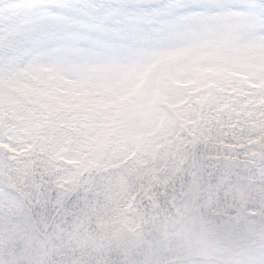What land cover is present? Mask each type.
<instances>
[{
	"label": "snow or ice",
	"instance_id": "obj_1",
	"mask_svg": "<svg viewBox=\"0 0 264 264\" xmlns=\"http://www.w3.org/2000/svg\"><path fill=\"white\" fill-rule=\"evenodd\" d=\"M0 25L16 36L0 53V83L43 78L36 85L44 89L40 112L81 110L90 94L124 82L133 85L131 93L143 87L142 67L161 59L170 71L163 89L153 77L144 106H156L160 119L184 116L181 110L190 106L188 119L231 143L251 109L244 102L264 98V54L248 46L250 38L264 45V0H12L0 8ZM161 46L163 58L142 55ZM59 77L71 82L61 97L49 90ZM228 88L233 96L246 94L233 102ZM169 90L171 108L161 103ZM256 111L264 112V103ZM257 127L259 141L256 134L250 141L264 143V121Z\"/></svg>",
	"mask_w": 264,
	"mask_h": 264
},
{
	"label": "trees",
	"instance_id": "obj_2",
	"mask_svg": "<svg viewBox=\"0 0 264 264\" xmlns=\"http://www.w3.org/2000/svg\"><path fill=\"white\" fill-rule=\"evenodd\" d=\"M59 80L49 88L57 97L63 96L66 89L58 83ZM38 83L42 85L43 78L40 81L33 78L32 82L10 78L0 83V112H8L5 118L11 117L10 109L22 111L25 107H32V115L38 114L36 111L41 106L39 98L44 91L43 87L36 86ZM92 103L95 101L88 98L87 105ZM57 110L60 109L47 111L55 113ZM82 110L84 108L79 111ZM93 110L98 113L96 109ZM88 116L84 118L89 119ZM258 122L262 120L245 121L242 126L236 127L237 134L231 143H225L223 138L214 139L215 130L206 124L188 122L190 138L182 169L172 171L173 181L166 185H163L162 178H153L148 172L141 171L144 181L134 177V169L142 165L137 155L124 153L120 146H97L91 149L84 170L80 171L77 183L67 195L61 194L57 187V180L64 173V168L57 167L50 160L47 146L39 147L41 141L38 140L31 145L24 159L12 166L0 164V182L8 195L17 200L20 213V217L18 213L14 216V223L10 220L4 224L3 220L10 216L0 210V264H20L21 257L16 254L20 253L21 248L16 241L8 239L10 234L5 230L18 224L21 226L18 228L19 234L24 239L32 240V245L41 241L44 250H52L57 242L63 247H71V251L77 246L75 259L80 257L85 260L84 254L90 258L93 256L90 239L99 240L100 246V241L102 243V238L106 237L100 228L108 234L107 245L115 249L116 240L123 238V235L119 234L114 242L116 234L112 222L127 220L137 230L145 226L163 227L168 223V217L177 216L180 210L187 208L189 212L182 215L184 221L194 222V228L190 231V244L194 249L201 228L202 210H210V204L215 199L218 213L227 206L236 216V211L240 214L246 208L257 209L256 196L264 197V143L250 141L253 134L259 141ZM2 125L0 121V128ZM190 126L193 131H189ZM228 131L230 134L231 129ZM180 149L178 147L177 151ZM1 155L3 151L0 148V158ZM168 167L171 170L175 168L172 164H168ZM130 192L136 202L126 210L123 201ZM205 195L208 196L203 197ZM194 204L199 205L197 211L192 210ZM213 212L216 215L215 209ZM174 219L171 230L176 228ZM228 248L235 251L243 248L252 259L264 264V241L247 247L236 242ZM41 253L40 264L47 263L48 259ZM22 264H29L23 256Z\"/></svg>",
	"mask_w": 264,
	"mask_h": 264
},
{
	"label": "rangeland",
	"instance_id": "obj_3",
	"mask_svg": "<svg viewBox=\"0 0 264 264\" xmlns=\"http://www.w3.org/2000/svg\"><path fill=\"white\" fill-rule=\"evenodd\" d=\"M2 1V0H1ZM2 28V25H0ZM16 36L11 31L0 30V48L2 46H8L15 42ZM249 48L255 55L264 54L262 52V45L256 38H250L248 43ZM142 55L145 56H156L165 57L167 55V49L163 46L157 48H149ZM141 71L144 73L143 87L129 92V88L133 87L129 82H124L116 85L105 91L103 94L96 92L91 95L95 99H99L104 103L107 101V105L104 107L102 104H95L94 108L100 112L96 117H90L86 120L82 117L88 116L89 114L83 111H72L70 115L72 120L70 121L69 128L64 127V123L61 120H54L52 117L45 118L44 113L40 112L39 119H31V124H38L37 130L28 127L29 131L19 133L9 131L5 134V159L9 163L18 157L26 154L28 146L31 143V137L38 136L41 138L49 137L53 138L57 146L61 144H67V147H74L77 150L69 149L67 151H58L53 154L54 161L58 164L64 165L66 168L65 175L59 180L58 185L61 192L66 191L68 188L74 185L77 173L80 169V156L81 152H88V146L93 144L97 138L102 140V144L107 147L113 146L115 143H119L120 139L126 144L127 150L130 152L140 153L144 157H153L156 152H163L162 142L167 139L166 136L171 133V126L177 121L187 120L193 109L188 106L183 108L184 116H180L176 113L173 116L165 114L164 119H160L157 115L159 109L156 106H152L147 111L145 110V103L148 97L151 95V89L149 85L154 76L161 78V86L163 89L164 75L170 71V66L161 60H155L145 64ZM243 76V74H240ZM62 80H67L65 77H59ZM61 80V81H62ZM68 81V80H67ZM179 83V81H178ZM69 87V86H68ZM234 90L228 88L225 90V95L233 94ZM246 93L241 92L237 96H233V102L241 99ZM174 95L172 90H169L167 96H164L162 91L161 103L171 108L169 99ZM123 96H127V100L121 103L119 106L114 105V101L120 99ZM261 103H264V98L252 99L244 102V107L251 105V109L247 113V119L254 117L260 108ZM237 114L239 110H236ZM21 117V115H19ZM62 114L60 113V117ZM246 119V120H247ZM245 120V121H246ZM173 129V127H172ZM103 134V136H102ZM87 137V139H86ZM148 138H153V141L145 144ZM136 140V149L131 148V142ZM87 146H84L87 144ZM168 145L164 146L167 148ZM80 150H82L80 152ZM6 194L0 192V205L3 202L6 206L15 204V201L8 199ZM15 210H10L7 214L10 218L7 219L9 222ZM254 212L247 210L245 212L246 217L254 218ZM258 217V216H257ZM264 219V218H263ZM203 220V231L200 235V245L210 244L211 242L218 243L222 242L224 238L229 234V230L226 229L231 224L225 223L215 217H209L206 215L202 217ZM179 222L176 223V226ZM255 226L261 231V238H264V221L258 217ZM124 225L117 227L121 233ZM168 226L164 227L155 225L149 227L143 235L138 237V243L132 242L130 245H120L121 260L116 264H163L167 259L181 261L184 260L183 248L188 246L189 238L185 228H180L171 237L166 231ZM243 228V227H242ZM170 229V228H169ZM243 233V232H242ZM123 242V241H121ZM96 249V247H95ZM97 250V249H96ZM194 256H201V250L196 251ZM54 257L57 259L56 264H77L73 261L59 260V256L56 254ZM130 259L131 261H125ZM125 261V262H124ZM92 264H95L91 261Z\"/></svg>",
	"mask_w": 264,
	"mask_h": 264
}]
</instances>
